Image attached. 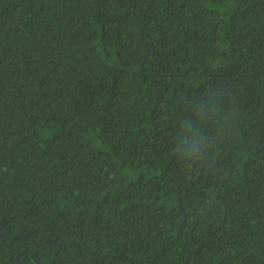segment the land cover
<instances>
[{"label": "trees", "instance_id": "16d2710c", "mask_svg": "<svg viewBox=\"0 0 264 264\" xmlns=\"http://www.w3.org/2000/svg\"><path fill=\"white\" fill-rule=\"evenodd\" d=\"M0 264H264V0H0Z\"/></svg>", "mask_w": 264, "mask_h": 264}]
</instances>
